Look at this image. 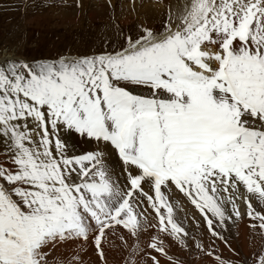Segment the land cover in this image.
Returning <instances> with one entry per match:
<instances>
[{
  "label": "snow or ice",
  "instance_id": "snow-or-ice-1",
  "mask_svg": "<svg viewBox=\"0 0 264 264\" xmlns=\"http://www.w3.org/2000/svg\"><path fill=\"white\" fill-rule=\"evenodd\" d=\"M180 20L120 50L0 62V264H49L50 245L89 231L103 257L106 230L138 236L146 206L183 243L171 186L210 230L226 203L239 217V186L264 202V0H189ZM60 130L109 144L123 186L102 153L69 156ZM148 247L167 256L158 237Z\"/></svg>",
  "mask_w": 264,
  "mask_h": 264
},
{
  "label": "rangeland",
  "instance_id": "rangeland-1",
  "mask_svg": "<svg viewBox=\"0 0 264 264\" xmlns=\"http://www.w3.org/2000/svg\"><path fill=\"white\" fill-rule=\"evenodd\" d=\"M82 1L86 4H82ZM129 1L132 2L130 6L133 7V3L135 4L131 10L126 8ZM108 2H111L109 5L112 6L106 10L107 13L98 11L101 5ZM124 2H127L126 7L123 5ZM162 2L163 0H0V62L10 59L27 62L56 61L60 57L75 58L120 50L127 46L128 37L135 40L143 35L145 30L160 35L165 31L166 26L175 28L181 22L180 18L189 0H177V4L168 7L161 16L155 17L158 18L157 25L150 24L152 20L142 19L140 13L145 12L144 6H157ZM135 91H146V89H135ZM60 134L61 139L67 141V154L70 156L83 154L76 147L77 143L64 137L66 134L64 130H60ZM77 136L85 138L79 134ZM239 187L242 189V185ZM241 189L238 188L234 194L238 203L236 207L240 211L239 218L242 217L238 226L232 222L235 213L231 203L225 204L226 214L231 218L223 223L217 220L214 225L218 227L210 230L206 228L207 223L200 211L196 210L192 203L182 202L187 210L182 209L179 204L172 206L174 218L187 232L188 240H183V243L172 245L168 243L165 235L161 234L159 237L156 232L158 226H154L151 219H149L151 224L145 221V216L148 214L145 212L142 218L143 231L138 236H132L122 226L106 230L101 240L103 257L99 255L95 244V232L89 231L87 239L73 237L50 245L49 264H90L88 261H93V264H153L150 258L152 256L159 260V264H221V262L253 264V254L264 249V229L258 227L259 220L248 217L246 198L237 196ZM229 192L231 193V189ZM251 199L254 208L264 212V202H258L253 194ZM146 207L150 208V206ZM195 212L198 219L193 218ZM154 214L150 217L158 220ZM151 228L155 232H151ZM237 230L244 233L241 235ZM250 230H255L252 239L251 235L249 236ZM91 232L93 234H90ZM153 237L163 240L164 247L168 251L167 256L148 247ZM237 238L244 239L246 243L243 244L241 240L239 243ZM83 249H86L89 256L92 252L87 261L84 260ZM73 257L78 259L73 260Z\"/></svg>",
  "mask_w": 264,
  "mask_h": 264
},
{
  "label": "bare ground",
  "instance_id": "bare-ground-1",
  "mask_svg": "<svg viewBox=\"0 0 264 264\" xmlns=\"http://www.w3.org/2000/svg\"><path fill=\"white\" fill-rule=\"evenodd\" d=\"M162 1V0H161ZM98 3V2H97ZM101 3V2H99ZM104 3V2H103ZM127 3V2H126ZM124 2V6L126 7V5H128L126 8H129L130 10L133 9V7L135 6V4L133 3V7L130 6L132 5V2L129 1V3L126 4ZM82 4H86V2H83L82 1ZM111 4V2H108L107 4L105 5H101V8L99 7L98 8V11H101V12H106V10H108L110 8V6L112 5H109ZM126 4V5H125ZM175 4H177V0H163V2L157 6H154V5H147V6H144L145 7V12L143 11L142 9V13H140L142 15V19H148V20H152V22L150 24H153V25H157L156 23L158 22L157 19L158 18H155V17H158V16H161L163 14V12L165 10L169 8H171V6H174ZM86 6V5H85ZM91 7V6H90ZM81 9H79L80 11ZM128 10V9H127ZM97 11V10H96ZM98 11L96 13H98ZM111 11V10H109ZM68 13V12H67ZM95 14V13H94ZM106 15V14H105ZM109 15V14H108ZM98 18V17H97ZM96 18V19H97ZM102 17H100L101 19ZM151 18H154V19H151ZM95 19V18H94ZM67 140H71L73 143H77L76 144V147L79 149V152H83V154H87L89 152H100L103 154V157L107 163V165L110 167L112 173H113V176H112V179L113 180H118L121 184V186H123L124 184V181L126 179V173H125V166L123 165L121 159L119 158L118 154L116 153V151L107 143L105 142H97V141H94L93 139H90V138H80L77 136L76 133H68V134H65L64 136ZM82 154V155H83ZM241 189V187H238ZM144 189L148 191V185H145L144 186ZM226 194V193H225ZM224 193H222L221 195H225ZM166 197L169 199V203H172L173 206H176L179 204V206L182 208V209H185L187 210L186 207H184V205L182 204L185 203H189L190 201L185 197L183 196L182 194H180V192L178 190H175L173 189V186H171L165 193ZM191 203V202H190ZM193 206V205H192ZM193 208V207H192ZM194 209V208H193ZM196 209V208H195ZM194 209V210H195ZM229 209L231 210V208L229 207ZM197 210V209H196ZM146 213H148L146 216H145V221L150 223L149 219H151V223L153 225H158V220L154 219V218H151L150 215L154 214L153 210L151 208H147L146 207V210H145ZM191 212V211H190ZM240 212V211H239ZM155 216V214H154ZM243 216V215H241ZM203 217V216H202ZM193 218H197L198 219V216H197V212H195L193 214ZM241 218V219H240ZM237 217L236 215L232 216V222L237 224H240L241 223V220H242V217ZM190 220V219H189ZM201 220V219H200ZM150 223V224H151ZM245 223V222H244ZM234 229H237L236 226L232 225ZM241 226V225H240ZM183 227V226H182ZM192 227V226H191ZM150 228V227H148ZM231 228V227H230ZM241 228V227H240ZM245 228V227H244ZM151 232H155L154 229H150ZM255 230H250L249 232V236L251 235V239H252V233L254 232ZM157 235L160 237L161 234L162 235H165L166 236V239L168 240V243L172 244V245H175L176 243L178 242H181L179 239H174L172 238L171 236H168L166 233H162L159 231V228L157 229ZM238 233H240L242 235V232L241 230H237ZM148 233V232H147ZM90 234H93V232H91ZM153 235V233H152ZM240 238H243V237H240ZM240 238H237L239 239V243H240V240L244 243L245 240L244 239H240ZM249 239V238H248ZM254 239V238H253ZM152 240V239H150ZM183 240H188V238L186 237H183ZM234 241V239H233ZM254 242V241H253ZM235 243V241H234ZM247 247V246H246ZM248 249V247H247ZM49 249H46V251H48ZM250 251V250H249ZM83 252L85 253V257H84V260L87 261V258L92 255V252L90 253V256L88 255V253L86 252V249H83ZM98 255V254H97ZM161 257V256H160ZM105 259V258H104ZM94 261H96V259L94 258ZM90 264H93V261H88ZM103 262V261H102ZM161 262V261H160ZM184 264V263H182Z\"/></svg>",
  "mask_w": 264,
  "mask_h": 264
}]
</instances>
